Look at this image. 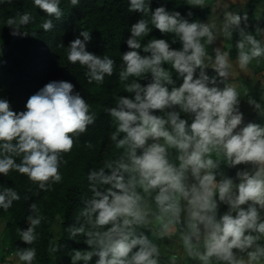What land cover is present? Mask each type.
Listing matches in <instances>:
<instances>
[{"label":"clouds","instance_id":"obj_1","mask_svg":"<svg viewBox=\"0 0 264 264\" xmlns=\"http://www.w3.org/2000/svg\"><path fill=\"white\" fill-rule=\"evenodd\" d=\"M127 2L140 18L129 29L119 65L106 53L87 50L86 29L65 47L66 59L84 69L87 82L102 85L117 71L130 94L114 92L113 104L103 108L113 127L111 150L84 176L78 226L64 228L88 246L70 252L71 264H264V124H242L239 109L245 99L264 115V82L256 99L236 79L255 78L253 69L264 65V27L252 22L264 13V0L256 2L255 19L237 11L247 0H186L210 9L206 22L189 21L163 4L150 11L149 0ZM32 3L50 17L62 15L60 0ZM32 19L24 11L5 24L12 35H26L21 28ZM41 27L52 29V20L43 19ZM153 28L171 34L180 47L164 38L142 43ZM73 89L69 81L51 80L29 96L22 111L0 98V174H25L44 191L61 182L65 154L97 119ZM84 146L94 147L90 140ZM221 164L247 167L233 178L220 171ZM20 198L15 188L0 187V210L7 212ZM220 205L226 210L220 212ZM28 207V226L16 231L29 246L9 252L0 264H38L37 228L46 216L36 201ZM4 227L0 219V240ZM59 240L50 236L49 254L63 247Z\"/></svg>","mask_w":264,"mask_h":264},{"label":"trees","instance_id":"obj_2","mask_svg":"<svg viewBox=\"0 0 264 264\" xmlns=\"http://www.w3.org/2000/svg\"><path fill=\"white\" fill-rule=\"evenodd\" d=\"M256 2L257 0H250L248 3L247 14L250 19H255L253 8ZM149 3L150 11L163 4L168 10L179 11L189 21L205 22L210 15L208 7L189 5L186 0H149ZM59 6L62 15L54 18L37 8L32 0H0V98L8 100L12 110L22 111L29 96L47 82L66 80L74 85L73 90L79 91L97 112L95 123L82 134L80 144L74 145L71 152L65 154L67 163L60 169L63 178L53 185L51 191L38 189L25 174L14 170L7 176L0 174V187H13L21 197L13 202L12 208L7 212L0 210V218L5 217L7 220L4 230L8 251L29 246L19 239L16 229L27 228L30 203L36 201L46 216V220L37 228L40 233L39 240L35 242L38 264H71L70 252L73 249H87L83 237L69 238L64 228L68 225L78 226L76 216L83 206L80 197L85 193L87 184L84 176L89 168L101 160L105 152L111 150L108 136L113 127L103 108L113 104L114 92L122 96L130 95L123 91L117 71L106 77L102 85L87 82L83 75L84 69L66 59L65 47L79 36L81 30L86 29L90 33V40L86 42L87 50L97 55L106 53L119 65L120 54L128 50L125 41L131 35L129 29L140 18V13L128 11L127 0H79L77 5H72L70 0H60ZM24 11H29L33 19L21 28L26 35L14 36L5 20ZM189 12L190 16L187 15ZM45 18L52 20V29L44 30L41 27ZM252 22L264 26V21L260 19ZM151 38H164L170 43V47H180L178 41L171 42V34L160 33L155 28L143 38L142 43ZM233 39H236L235 36ZM147 82L146 79L140 81L142 85ZM260 91L261 88L254 85L249 94L259 99ZM85 140L92 141L94 147L86 148ZM220 171L235 178L237 168L221 164ZM55 224L59 230L55 236L60 237L58 243L63 247L58 253L49 254L48 241L50 236H54L52 230ZM142 231L150 236L147 229ZM95 259L93 257V261Z\"/></svg>","mask_w":264,"mask_h":264},{"label":"rangeland","instance_id":"obj_3","mask_svg":"<svg viewBox=\"0 0 264 264\" xmlns=\"http://www.w3.org/2000/svg\"><path fill=\"white\" fill-rule=\"evenodd\" d=\"M249 1L250 0H247V2L244 4L242 9H237L238 13H240V12H246L247 13L248 8H249V5H248ZM255 5H254V8H253V16L254 17H255ZM259 19L264 21V13H261ZM262 27H264V26H262ZM232 44H233V48H232L233 57L232 58H234V55H235V39H233ZM210 48H211V46H210ZM205 71L210 76L214 75V72L211 69H206ZM253 72L256 73L255 78L253 76H251V75H243V74H241V76L237 77L236 79L242 81L246 86L249 87V89L251 87H253L254 85H258L261 88V84H262V82H264V65H262L259 68H254ZM253 79H255V83H253ZM239 109L243 113L242 124H247L248 122H253V123H257V124H264L263 115L259 114L253 108V106L249 105L246 102L245 99H241L240 105H239ZM245 167H247V165H243V164L236 165L237 169H242V168H245ZM219 210H220V212H223L224 210H226V205H220V209ZM0 219H3L5 221V225H6V221H7L6 218L5 217H1ZM4 229H5V227H4ZM4 229H3L4 239L0 240V245H6V243H7L6 233H5ZM58 231H59L58 230V225L55 224L54 227H53V230H52L53 235L55 236L56 232H58ZM165 243H166V241H165ZM0 252H2V254H0V261H3L4 257L7 256L8 253L11 252V251H8L7 250V246H6V247L0 248ZM7 264H14V262L10 260V261L7 262Z\"/></svg>","mask_w":264,"mask_h":264},{"label":"crops","instance_id":"obj_4","mask_svg":"<svg viewBox=\"0 0 264 264\" xmlns=\"http://www.w3.org/2000/svg\"><path fill=\"white\" fill-rule=\"evenodd\" d=\"M213 71V70H212Z\"/></svg>","mask_w":264,"mask_h":264}]
</instances>
